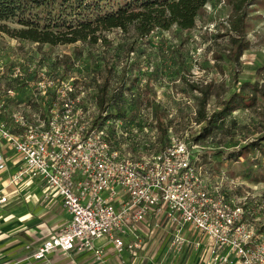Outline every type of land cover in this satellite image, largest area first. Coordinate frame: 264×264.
Segmentation results:
<instances>
[{
	"label": "rangeland",
	"instance_id": "obj_1",
	"mask_svg": "<svg viewBox=\"0 0 264 264\" xmlns=\"http://www.w3.org/2000/svg\"><path fill=\"white\" fill-rule=\"evenodd\" d=\"M248 1L245 39L249 48L237 65L229 62L231 46L227 37H219L231 15L229 0H209L186 38V33L180 35L176 28L155 32L141 42L137 39L136 45L144 53L131 59L123 52L118 59L114 57V51L125 39L119 30L103 32L96 45L89 40L51 45L0 32V70L4 71L0 84L15 88L16 100L30 96L32 92L27 87L13 81L11 70L14 66L33 64L56 77L77 78L87 92V99L93 101L90 94L94 83L101 84L107 72L104 68H112L111 85L124 75V97L128 96L126 89L130 88V98L136 99L138 104V110L134 111L131 99L127 101L125 119L115 117V111L109 112L108 120L112 124L106 127L116 150L134 156L137 153L150 155L173 140L191 143L192 137L199 133L193 114L199 107L200 90L207 94L206 107L212 112L240 88V83L264 86V0ZM7 28L10 32L20 29L16 24H8ZM172 48H177L181 54V65ZM96 66V71L91 73ZM134 79L136 84L129 87ZM187 84L197 89L192 91ZM153 106L164 113L169 126L162 139L154 123ZM7 108L12 110L14 104L8 103ZM98 111L95 114H99ZM253 144H264V97L259 94L253 107L235 110L226 118L223 129L202 140L198 144V154L206 156L203 169L207 188L210 191L219 189L228 203L245 204L248 225L256 235H264V182L253 181V178L262 180L264 172L258 171L255 158L250 154L247 159H230L233 152ZM259 156V152L256 153L255 157ZM260 159L264 165V158ZM38 207L41 212L42 209L48 211L44 220L29 217L22 221L7 210L0 211V264L41 262L31 256L37 244L25 234L26 230L39 236L48 228L59 234L65 231L68 221L57 204ZM149 225L152 233L147 247L135 256L110 251L100 255L83 251L64 255L56 252L41 264H211L208 241L200 233L186 227L185 243L177 249L170 245L172 229L162 220L157 227H153L152 220ZM144 226L148 228V223Z\"/></svg>",
	"mask_w": 264,
	"mask_h": 264
},
{
	"label": "built area",
	"instance_id": "obj_2",
	"mask_svg": "<svg viewBox=\"0 0 264 264\" xmlns=\"http://www.w3.org/2000/svg\"><path fill=\"white\" fill-rule=\"evenodd\" d=\"M11 77L32 94L16 100V89L0 84V139L21 160L8 185L43 183L70 217L62 234L34 247L35 261L56 252L100 255L98 240L118 254L133 253L143 245L140 225L150 227L152 220L157 227L162 220L172 229L171 247L184 245L189 227L207 239L211 264H264V235L248 225L245 204L228 203L219 189L207 188L199 143L173 140L150 155L121 153L107 132V112L102 125L94 123L96 101L77 78L33 64L14 66ZM195 126L199 131L202 124Z\"/></svg>",
	"mask_w": 264,
	"mask_h": 264
},
{
	"label": "trees",
	"instance_id": "obj_3",
	"mask_svg": "<svg viewBox=\"0 0 264 264\" xmlns=\"http://www.w3.org/2000/svg\"><path fill=\"white\" fill-rule=\"evenodd\" d=\"M208 3L209 0H0V32L9 33L21 40L51 45H68L78 41L83 43L87 40L96 45L100 40L99 35L103 32L119 30L125 39L114 51V57L118 59L119 54L123 52L131 59L132 56L136 58L144 53V50L136 45L138 40L141 42L155 32L176 28L178 34L186 33V38L195 28L197 18ZM248 3V0H229L231 15L223 28L224 32L219 36L227 37L231 46L228 59L234 65L239 63L241 56L249 48V42L245 39ZM8 24H16L20 29L10 32L7 28ZM172 53L177 56V61L181 65L182 61H179L181 54L178 49L172 48ZM77 55L80 56L79 53ZM134 62L137 63V60ZM96 69L97 66L91 73ZM124 69L127 71L126 67ZM104 70H107L106 77L101 84L94 83L93 93L90 94V97L96 101V110H99L94 120L97 125H102L106 120L100 116L103 112H107L110 118L109 112L115 111V117L125 119V105L131 99L130 88L126 89L128 96L124 97L126 83L123 79L124 75L121 74L112 86L110 82L113 77L112 68H104ZM135 84L136 79L129 87ZM187 86L192 91L197 89L192 85L187 84ZM199 93L201 95L197 100L199 107L195 112V120L202 126L199 133L191 139L196 143L223 129L226 118L235 110L253 107L258 94L264 97V86L240 83V88L232 93L219 109L212 112L206 107L207 94L201 90ZM130 101L134 111L138 110L137 100ZM153 109L154 123L161 132L162 139L166 136L169 126L165 121L164 113L156 106H153ZM258 152L260 156L255 157ZM247 154L255 158L258 171L264 172V165L261 164L260 159L261 156L264 158V144L241 148L233 152L230 159L232 157L235 160L247 159ZM205 162H207L206 156L203 157L204 165ZM258 179L253 178V181L264 182V177L261 178L262 180Z\"/></svg>",
	"mask_w": 264,
	"mask_h": 264
},
{
	"label": "crops",
	"instance_id": "obj_4",
	"mask_svg": "<svg viewBox=\"0 0 264 264\" xmlns=\"http://www.w3.org/2000/svg\"><path fill=\"white\" fill-rule=\"evenodd\" d=\"M0 157L2 158L4 164V169L0 170V199L6 198V202L4 204H0V211L2 209L7 210L9 213L14 215L15 217L20 218L21 220L28 219L29 217H31L32 219L34 218L38 220H44L46 217H48L44 216L46 213H48V211L43 212L42 209L41 212L40 207L38 206L47 208L50 204H57L62 209L69 223L70 217L61 207L60 200L55 196L50 195L49 193L47 194V192L44 190L43 183L39 181L24 179L22 182L16 185H8L11 177L18 171L21 165V160L10 148H8V146H6V144L1 139ZM139 230L143 240V245L141 246V248L138 250H134L133 253L124 251L121 254L135 256L145 251L147 243L149 241V236L152 232L151 230H149V227L145 228L144 225H140ZM57 232H51L50 228H48L46 229V231H43V235L40 236L38 234L32 233V230H26L25 234L29 237H32L34 244H39L43 240H45V238H48L50 236H57L63 233L62 232L59 234ZM129 240L130 238L124 239L126 243ZM95 246L97 248H103V252L110 251L117 253L114 249L113 244L104 240L95 241ZM41 263L44 262H39V264Z\"/></svg>",
	"mask_w": 264,
	"mask_h": 264
}]
</instances>
